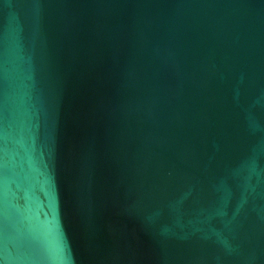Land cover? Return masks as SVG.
<instances>
[{
	"label": "water",
	"instance_id": "1",
	"mask_svg": "<svg viewBox=\"0 0 264 264\" xmlns=\"http://www.w3.org/2000/svg\"><path fill=\"white\" fill-rule=\"evenodd\" d=\"M0 264H264V0H0Z\"/></svg>",
	"mask_w": 264,
	"mask_h": 264
}]
</instances>
